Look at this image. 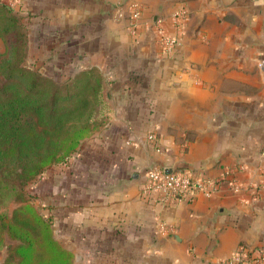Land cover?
Wrapping results in <instances>:
<instances>
[{
	"label": "crops",
	"instance_id": "crops-1",
	"mask_svg": "<svg viewBox=\"0 0 264 264\" xmlns=\"http://www.w3.org/2000/svg\"><path fill=\"white\" fill-rule=\"evenodd\" d=\"M130 2L141 5L136 35L127 28ZM20 5L44 39L65 42L43 56L89 53L104 78L108 111L93 130V200L83 194V210L74 211L78 238L93 237V264H221L239 247L264 249V0ZM180 9V43L163 52L154 25L175 34ZM85 20L91 36L81 30ZM154 167L211 178L216 188L187 203L160 200L142 192Z\"/></svg>",
	"mask_w": 264,
	"mask_h": 264
},
{
	"label": "trees",
	"instance_id": "trees-1",
	"mask_svg": "<svg viewBox=\"0 0 264 264\" xmlns=\"http://www.w3.org/2000/svg\"><path fill=\"white\" fill-rule=\"evenodd\" d=\"M18 6L0 0V36L7 35L13 48L0 62V202L13 196L24 200V186L47 166L65 161L108 111L97 68L61 84L20 65L24 36L13 14ZM2 233L16 244L0 264H71L72 254L53 237L50 220L28 202L15 207L9 219L0 215V245Z\"/></svg>",
	"mask_w": 264,
	"mask_h": 264
},
{
	"label": "rangeland",
	"instance_id": "rangeland-1",
	"mask_svg": "<svg viewBox=\"0 0 264 264\" xmlns=\"http://www.w3.org/2000/svg\"><path fill=\"white\" fill-rule=\"evenodd\" d=\"M19 1V0H17ZM28 11V10H27ZM21 5L18 11L13 13L20 22L19 31L24 36V47L20 65L51 77L57 83L69 84V80L80 71L93 68V57L87 56H43L44 48L60 47L65 42H54L46 40L39 34V25H31L29 13ZM26 12V13H25ZM86 22V23H85ZM81 25V30L87 36L93 34V25L88 20ZM97 29H101L100 27ZM7 35L0 36V62L11 57V44L8 43ZM96 68V67H95ZM4 78L0 74V84ZM104 123L103 117L97 121L96 128ZM93 126V115L91 120ZM84 144L85 153L78 155L75 150L65 161L47 166L32 181L24 186L23 199L20 197H10L0 202V215L11 217L15 207L28 202L35 211L51 222L53 237L57 242L71 252L72 260L78 264H93V237L86 241L84 236L78 238L75 232L74 223L79 222V217L74 211L83 210L81 202L83 194L88 195V199L93 200V127L90 133L80 141ZM84 191V192H82ZM25 192V193H24ZM80 193V194H79ZM82 195V196H81ZM91 204L89 203L88 206ZM82 208V209H81ZM93 206H90V210ZM85 210V209H84ZM69 215L70 217H66ZM82 213V211L80 212ZM84 214V213H83ZM3 234V233H2ZM83 235V234H82ZM3 241L0 245V263L12 254V249L16 240L3 234ZM69 239H73L70 241ZM77 241L78 247L69 245Z\"/></svg>",
	"mask_w": 264,
	"mask_h": 264
},
{
	"label": "built area",
	"instance_id": "built-area-1",
	"mask_svg": "<svg viewBox=\"0 0 264 264\" xmlns=\"http://www.w3.org/2000/svg\"><path fill=\"white\" fill-rule=\"evenodd\" d=\"M10 5L19 4L17 0H3ZM141 5L130 2L127 11V28L132 35H136V29L140 20ZM173 23L176 33L168 35L160 25H154L155 41L163 52L173 51L180 43L179 33L181 23L186 20V12L182 9L177 10L173 16ZM264 63V60L261 61ZM146 140L149 143L155 142L153 134H148ZM216 188V181L205 177L191 175L187 170H169L163 167L146 169L144 172V183L142 192L158 193L160 200H172L174 202H189L193 196L201 194L209 196ZM158 226L162 229L163 224ZM221 264H264V249L239 247L229 257L224 259Z\"/></svg>",
	"mask_w": 264,
	"mask_h": 264
},
{
	"label": "water",
	"instance_id": "water-1",
	"mask_svg": "<svg viewBox=\"0 0 264 264\" xmlns=\"http://www.w3.org/2000/svg\"><path fill=\"white\" fill-rule=\"evenodd\" d=\"M262 29H263V38H264V13H263ZM166 171H169V169H166Z\"/></svg>",
	"mask_w": 264,
	"mask_h": 264
}]
</instances>
